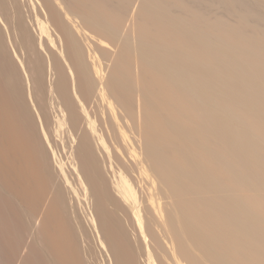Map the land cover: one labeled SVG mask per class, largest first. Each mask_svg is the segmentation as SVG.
<instances>
[{
	"label": "bare ground",
	"instance_id": "obj_1",
	"mask_svg": "<svg viewBox=\"0 0 264 264\" xmlns=\"http://www.w3.org/2000/svg\"><path fill=\"white\" fill-rule=\"evenodd\" d=\"M23 1L0 0V264H264V0Z\"/></svg>",
	"mask_w": 264,
	"mask_h": 264
},
{
	"label": "rangeland",
	"instance_id": "obj_2",
	"mask_svg": "<svg viewBox=\"0 0 264 264\" xmlns=\"http://www.w3.org/2000/svg\"><path fill=\"white\" fill-rule=\"evenodd\" d=\"M24 1H25V2H24ZM24 1H23V3H25L24 5L27 6V4H26V1H27V0H24ZM24 5H23V6H24ZM23 8H24V7H23ZM25 9H26V10H24V11L27 12V14L30 15V14L32 13L31 7L29 8V6H27V8L25 7ZM29 9H30V10H29ZM28 10L31 11V12H29ZM220 12H221V13H220ZM217 13L222 14V11L219 10ZM25 14H26V13H25ZM32 15H33V14H32ZM27 16H28V15H27ZM30 16H31V15H30ZM28 17H29V16H28ZM31 17H32V16H31ZM29 18H30V17H29ZM30 19H31V18H30ZM30 19H29V20H30ZM34 28H35V26H34ZM49 77H50V76H49ZM49 80H50V79H49ZM1 171H2V170H0V172H1ZM3 171H4V172H3ZM3 171H2L3 174L1 173V175H0V176H1V177H0V183H1L0 185L2 186V187H0V191H1V192H4L3 195H6V194H7V196L9 197L10 195H9V193H7V192H8L7 189H9V177H8V172H6L5 170H3ZM1 195H2V194H0V198H1L2 200H4V199L2 198L3 196L1 197ZM7 196H5V197H7ZM5 197H4V198H5ZM8 197H7V198H8ZM7 198H5L6 203H7V201H8L11 197H9V199H7ZM6 199H7V200H6ZM42 199H44V198H42V196H41V198H39V201L42 200ZM2 200H1V202H3ZM5 201H4V203H5ZM10 201H11V200H9V201H8L9 203H7L8 206H9V204H10ZM39 201H38V202H39ZM77 201H78V200H77ZM1 202H0V203H1ZM4 203H2V205L6 207L7 205L4 204ZM25 203H26V202H25ZM25 203H24V207H23V209H24V208H26V209L29 208V205H28L27 203H26V206H27V207H25ZM39 203H40V202H39ZM41 203H43V204L41 205ZM41 203H40L41 206H39V208H40V207H41V208H44L45 206H43V205H44V203H45V200H44V202H43V200H42ZM74 203L77 204L75 201H74ZM78 204H79V205H77L78 207L75 206V208H76L77 211L80 210V208H81V210H80V212H78V214H79V216L81 217V220H82L83 225L85 226L86 224H88V225H87L88 227L86 226V229L91 228V229H89L88 233H89V235H91V238H93L92 236H93V235H96V233H95L96 230H95V228L93 229L92 224H90V222L87 221V217H88V214H87V213H90V210H89L87 207H86V209H84V207H85L86 205H85V206L82 205V206H83V209H82V207L80 206L81 203H78ZM2 205L0 204V210H1L2 213H3V212H6V211H5L6 209H5V210L2 209V207H1ZM22 205H23V204H22ZM36 205H37V204H35L34 210H36V209L38 208ZM38 205H39V204H38ZM10 206H11V205H10ZM33 206H34V205H33ZM88 207H89V206H88ZM3 208H4V207H3ZM6 208H7V207H6ZM35 208H36V209H35ZM41 208H40V210H41ZM77 208H78V209H77ZM32 209H33V207H32ZM87 209L89 210V212H88ZM3 210H4V211H3ZM82 210H83V211H82ZM86 210H87V212H86ZM23 211H24V210L21 209L20 212H19V213H20V216H22V217H23V214H24V212H25V211H24V212H23ZM36 211H37V210H36ZM77 211H76V212H77ZM81 211H82V212H81ZM22 212H23V213H22ZM37 212H38V211H37ZM6 213H7V212H6ZM6 213H5V214H6ZM80 213H81V214H80ZM3 214H4V213H3ZM82 214H83V215H82ZM89 216H90V215H89ZM88 219L90 220V217H88ZM21 222H22V223H21ZM21 222H20V224H23V225H21V227H22L23 230L20 229L21 227H20L19 229L21 230V232L26 233L27 230H28V227L26 228L27 220H25V217H23V218L21 219ZM86 222H87V223H86ZM88 222H89V223H88ZM90 225H91V227H90ZM20 230H19V231H20ZM17 231H18V230H17ZM19 231H18V233H20ZM16 233H17V232H16ZM89 238H90V237H89ZM91 238H90L91 241L94 240V241H92V242H93V246H92V247L95 249V247L99 245V244H98L99 242H98L97 235L94 236L95 239H91ZM90 240H89V241H90ZM95 240H96V241H95ZM91 241H90V242H91ZM92 242L90 243L91 245H92ZM87 243H89V242H87ZM10 247H12V246H10ZM96 248H97V247H96ZM98 248H99V246H98ZM14 249L16 250L17 248L14 247ZM14 249H13V248H12V249L9 248L10 252H11V250L14 251ZM9 250L7 249V252H8L9 254L6 252V253L4 254V255H6L4 258H6L5 260H7V263H8V264H9V262H11L10 264H12V259H14V260L16 259L15 254H14L15 251H14V253H10ZM98 250H99V249H98ZM98 250H97V251L94 250V251H96L97 253H103V252H100V251L102 250L101 247H100L99 252H98ZM13 251H12V252H13ZM103 251H104V250H103ZM96 252H95V257H96L97 255H98L99 257L97 256V258H96L95 261H98V260H99L98 262H100V259H98V258H100L101 256H103V255L105 254V257H103V260H102V257H101V261H104V258H105V264H107V262H106V261H107V260H106V256L108 257L107 253L104 252L103 255L100 254V255H101V256H100L99 254L96 255ZM7 254H8V255H7ZM11 254H12V256L14 255V256H13L14 258L11 256ZM170 254H171V253H170ZM9 256H10V257H9ZM11 257H12V258H11ZM7 258H8V259H7ZM97 259H98V260H97ZM107 259L109 260V257H108ZM170 259H171V261H172L171 263H172V264H175V259L173 258L172 255H171ZM14 260H13V263L15 264L16 260H15V262H14ZM95 261H94V263H95ZM183 261L186 262L185 259H184ZM7 263H6V264H7Z\"/></svg>",
	"mask_w": 264,
	"mask_h": 264
}]
</instances>
